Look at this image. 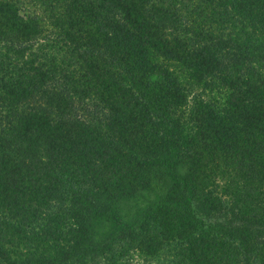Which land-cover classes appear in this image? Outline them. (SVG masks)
<instances>
[{"label":"trees","instance_id":"trees-1","mask_svg":"<svg viewBox=\"0 0 264 264\" xmlns=\"http://www.w3.org/2000/svg\"><path fill=\"white\" fill-rule=\"evenodd\" d=\"M27 1L0 0V264H264V0Z\"/></svg>","mask_w":264,"mask_h":264},{"label":"rangeland","instance_id":"rangeland-1","mask_svg":"<svg viewBox=\"0 0 264 264\" xmlns=\"http://www.w3.org/2000/svg\"><path fill=\"white\" fill-rule=\"evenodd\" d=\"M21 2V7L22 9H25V11L27 12V10H29L30 8V4L27 0H20ZM202 88H198V92L201 91ZM204 91H209L208 89H204ZM219 170H216L218 172L217 176L215 177V180H214V185H218L217 187L213 186L212 188H214V190L218 193V194H221V191H223V185H224V182L227 180V174L225 173V171L223 169H220V168H223L222 165H219L217 167ZM220 170H223V175L220 173L221 171ZM136 260V258H135ZM140 263H143V261L141 259H139Z\"/></svg>","mask_w":264,"mask_h":264}]
</instances>
